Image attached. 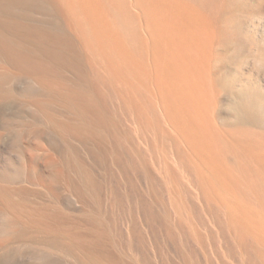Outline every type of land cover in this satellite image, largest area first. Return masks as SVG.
Here are the masks:
<instances>
[{
    "label": "rangeland",
    "instance_id": "rangeland-1",
    "mask_svg": "<svg viewBox=\"0 0 264 264\" xmlns=\"http://www.w3.org/2000/svg\"><path fill=\"white\" fill-rule=\"evenodd\" d=\"M83 2L0 0V264H264V0ZM165 3L206 26L194 106Z\"/></svg>",
    "mask_w": 264,
    "mask_h": 264
},
{
    "label": "bare ground",
    "instance_id": "bare-ground-1",
    "mask_svg": "<svg viewBox=\"0 0 264 264\" xmlns=\"http://www.w3.org/2000/svg\"><path fill=\"white\" fill-rule=\"evenodd\" d=\"M82 6L83 0H71ZM263 1V0H262ZM160 9V10H159ZM153 32L157 37V42L164 43L166 48L162 62V69L165 71V79L170 90L176 89L183 95V99L189 105L194 106L198 99V95H202L200 91L204 84V76H206V64H202L201 57L198 61L194 60V50L197 52L204 47L206 38L205 23L190 11L187 7L178 8L176 3L168 5H155ZM184 18V24L177 23V18ZM208 74L217 82L223 81L219 71L208 70ZM224 82V81H223ZM227 83L226 81L224 82ZM202 84V85H201ZM264 95V93H261ZM254 97V96H253ZM264 96H256L253 100L237 102L235 109L244 116L245 119L251 121L262 115L264 103L259 100Z\"/></svg>",
    "mask_w": 264,
    "mask_h": 264
}]
</instances>
